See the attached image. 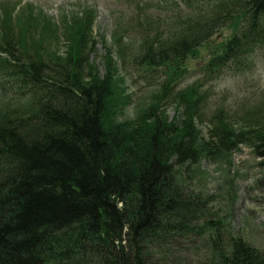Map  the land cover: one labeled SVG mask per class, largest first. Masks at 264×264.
I'll return each instance as SVG.
<instances>
[{"label": "trees", "instance_id": "trees-1", "mask_svg": "<svg viewBox=\"0 0 264 264\" xmlns=\"http://www.w3.org/2000/svg\"><path fill=\"white\" fill-rule=\"evenodd\" d=\"M178 5L172 33L141 43L146 66H181L226 27L233 32L210 60L212 71H239L264 51V0ZM81 14L62 31L63 57L40 48L43 31L21 35L39 43L31 53L19 35L32 28L31 17L12 23L9 15L0 27V96L29 97L31 105L22 114L0 113V264H264V252L241 239L202 261L171 259V248L162 252L173 236L193 228L176 167L255 140L264 146V120L257 114L237 125L213 116L203 135L198 92L187 89L176 95L175 120L150 107L117 122L115 63L91 74L93 17L90 9Z\"/></svg>", "mask_w": 264, "mask_h": 264}, {"label": "rangeland", "instance_id": "rangeland-1", "mask_svg": "<svg viewBox=\"0 0 264 264\" xmlns=\"http://www.w3.org/2000/svg\"><path fill=\"white\" fill-rule=\"evenodd\" d=\"M176 4L178 0H0V27L6 25L9 15L12 23L18 16L19 22L31 17L32 28L27 33L20 32V38L43 31L40 48L43 46L52 57H63L67 50L63 29L90 9L95 45L87 48V67L94 69L91 74L101 75L108 62L115 63L122 98L117 122L135 120L150 107H156L168 121L175 120L181 112L176 95L187 89L198 92V128L203 135L213 116L234 120L237 125L257 114L264 120V85L250 78L258 64L264 67V51L256 53L239 71L216 73L209 66L232 35L231 27L221 29L181 66L152 68L140 60L144 40L157 42L172 33L180 6ZM21 39L31 53L39 45L25 37ZM239 78L243 83L233 95L222 93L223 84ZM30 106L29 97L15 100L0 96L1 114H22ZM257 143L244 144L215 159L203 158L195 164L176 167L175 182L192 203L189 216L193 228L173 236L162 252L171 248V259L178 256L202 261L219 247L229 251L236 239L264 252V146Z\"/></svg>", "mask_w": 264, "mask_h": 264}, {"label": "clouds", "instance_id": "clouds-1", "mask_svg": "<svg viewBox=\"0 0 264 264\" xmlns=\"http://www.w3.org/2000/svg\"><path fill=\"white\" fill-rule=\"evenodd\" d=\"M251 80L258 84L264 85V67L257 65L256 70L250 76ZM243 83V79L236 80L229 79L225 84L221 86V91L225 95H233L238 87Z\"/></svg>", "mask_w": 264, "mask_h": 264}]
</instances>
